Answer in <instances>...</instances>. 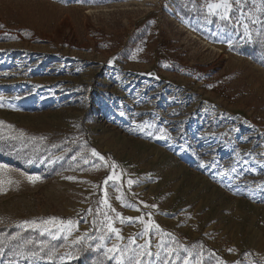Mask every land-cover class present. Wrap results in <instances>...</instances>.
Here are the masks:
<instances>
[{
	"label": "rangeland",
	"instance_id": "1",
	"mask_svg": "<svg viewBox=\"0 0 264 264\" xmlns=\"http://www.w3.org/2000/svg\"><path fill=\"white\" fill-rule=\"evenodd\" d=\"M259 5L221 21L205 0H0V264H115L105 213L124 238L107 246L150 242L152 264L161 241L169 264H264ZM50 218L72 236L18 227Z\"/></svg>",
	"mask_w": 264,
	"mask_h": 264
},
{
	"label": "snow or ice",
	"instance_id": "2",
	"mask_svg": "<svg viewBox=\"0 0 264 264\" xmlns=\"http://www.w3.org/2000/svg\"><path fill=\"white\" fill-rule=\"evenodd\" d=\"M243 2L244 0H215V2H210V0H205V4L207 7V14L208 15H215L218 16L221 21H231V14L233 11L234 5L237 7V11L240 12V17L242 18L244 16L243 12ZM257 0H253V5H256ZM258 11H264V0H260V5L257 9ZM252 24H264V20H261L259 17L250 14L248 17ZM0 27H3L0 25ZM242 27L244 28V33L243 35L245 37H251V32L249 29V25L247 23L242 24ZM262 33H258L260 35ZM229 47H231V43H229ZM167 67V65H165ZM123 115V113H121ZM3 122H0V125H2ZM9 128H11V125H8ZM138 127H143V126H138ZM161 135L158 138H166L164 135V130L161 129ZM25 136V133L23 131H20L16 136L11 137V139H22ZM30 139H35L34 137H30ZM41 139H44L43 137ZM93 156L98 157L99 159L103 160L104 157L100 156L98 152L95 150H92L91 153ZM75 159V157H74ZM31 163V161H29ZM87 163V161H85ZM203 166V165H202ZM113 169H115L116 165H112ZM0 168H3V166H0ZM68 179H72L69 177ZM120 177L113 172V175H110L105 183L107 184L108 181L111 180H119ZM39 180V177H29V181L32 183H35ZM128 185L131 186L133 184L132 180H128ZM2 191V190H0ZM104 205L111 208V206L108 204L107 199L104 200ZM128 207H131L130 205H125ZM154 207V206H153ZM112 211H115V209H111ZM116 216L120 219L121 223L124 222L125 217L121 216L120 213H116ZM131 219V218H129ZM140 222L143 224L144 220L143 218H140ZM102 227H101V235L97 237V239L100 241V243H97L95 245V248L97 251H102L103 256L107 260L115 261V264H152V259L154 258L156 261H161V255L159 251L153 252L151 251V243L146 242L145 244L138 245L136 247H121L119 244L113 243L110 247L107 246L106 240L110 238V235L114 234L115 239L117 241H122L124 238L120 233V230L117 229L116 227L113 226V221L111 218L107 217V213H105V219L100 221ZM49 225L56 227V231L54 232L52 228L48 227ZM29 227V228H39L42 233H47L52 237V239H57V233H65L64 239L67 240L69 236H72V229L76 227L75 222L72 220H57L56 218H50L47 220H41L39 223L36 221H31V222H25V224L18 225V227ZM151 227H155L157 231L159 232V226L154 225V224H149L145 226V234L148 233L149 229ZM105 229L107 230L105 232ZM78 230V229H77ZM83 237H77L74 241L75 244L81 243L83 240ZM28 243H31L29 241ZM173 243H175V240L173 238ZM130 245H135V240L130 239L129 241ZM47 247V245L41 244L39 245V252L36 251H31L27 254L24 252H20L17 255L24 257L25 259L29 260H35V259H43L44 256L41 255V253L44 252V249ZM157 249H163L166 254L167 258L163 259V264H169V260L172 257V254L175 252V249L166 247L161 241L159 244L156 245ZM177 247H180L177 245ZM131 252L132 255H128V253ZM184 252L187 253V256L184 257L183 264H191L190 262V257L192 256V253L189 252L188 249H184ZM54 251L52 255H47L48 260H52ZM214 255V254H213ZM67 258L69 260L73 259L74 256L72 253L67 254ZM147 258V260H145ZM61 261L65 259V257H60ZM177 259L179 257L177 256ZM98 264H104L103 260H100ZM196 264H201L200 260H197Z\"/></svg>",
	"mask_w": 264,
	"mask_h": 264
},
{
	"label": "trees",
	"instance_id": "3",
	"mask_svg": "<svg viewBox=\"0 0 264 264\" xmlns=\"http://www.w3.org/2000/svg\"><path fill=\"white\" fill-rule=\"evenodd\" d=\"M53 246H57L58 245V243H55V244H52ZM38 250H39V247H36Z\"/></svg>",
	"mask_w": 264,
	"mask_h": 264
}]
</instances>
